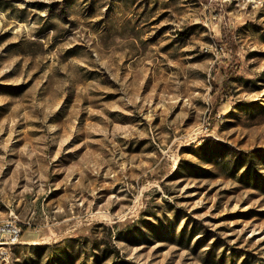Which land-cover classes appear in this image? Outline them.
Masks as SVG:
<instances>
[{"label": "rangeland", "instance_id": "rangeland-1", "mask_svg": "<svg viewBox=\"0 0 264 264\" xmlns=\"http://www.w3.org/2000/svg\"><path fill=\"white\" fill-rule=\"evenodd\" d=\"M259 1L0 0V264H264Z\"/></svg>", "mask_w": 264, "mask_h": 264}, {"label": "built area", "instance_id": "built-area-1", "mask_svg": "<svg viewBox=\"0 0 264 264\" xmlns=\"http://www.w3.org/2000/svg\"><path fill=\"white\" fill-rule=\"evenodd\" d=\"M223 1H228V2H232V1H241L242 3L246 4L247 6L250 7H258L261 6V1L259 0H223ZM10 230L8 232H6L4 230V227L0 225V244L4 243V238L5 236H11L13 238H16V235L18 233V230H16V227L9 224Z\"/></svg>", "mask_w": 264, "mask_h": 264}, {"label": "trees", "instance_id": "trees-1", "mask_svg": "<svg viewBox=\"0 0 264 264\" xmlns=\"http://www.w3.org/2000/svg\"><path fill=\"white\" fill-rule=\"evenodd\" d=\"M231 53H233V49H230ZM236 65L233 64L231 62H229L227 68H226V72H225V75H224V78H223V86L226 87V80H228L229 78H231L234 74V69H235ZM217 105V100L215 101V104L214 106ZM215 112L213 110V112H211V118H213Z\"/></svg>", "mask_w": 264, "mask_h": 264}]
</instances>
